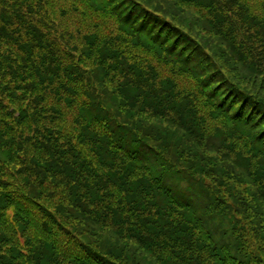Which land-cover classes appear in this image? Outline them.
I'll return each mask as SVG.
<instances>
[{"label":"trees","instance_id":"obj_1","mask_svg":"<svg viewBox=\"0 0 264 264\" xmlns=\"http://www.w3.org/2000/svg\"><path fill=\"white\" fill-rule=\"evenodd\" d=\"M26 1L0 0L1 40L28 72L19 158L39 187L62 188L63 218L36 216L37 191L0 177V264H264V99L237 74L263 82L264 69L223 34L226 19L203 20L220 40L202 41L158 0H90L108 28L85 35L83 59ZM241 6L264 42V0ZM24 25L29 45L13 35ZM131 49L151 59L141 67Z\"/></svg>","mask_w":264,"mask_h":264},{"label":"rangeland","instance_id":"obj_2","mask_svg":"<svg viewBox=\"0 0 264 264\" xmlns=\"http://www.w3.org/2000/svg\"><path fill=\"white\" fill-rule=\"evenodd\" d=\"M158 1L159 10L162 11L161 13L172 19V23L183 27L190 35L195 36L197 40L213 39L216 42L220 40L208 27H203L205 24L203 20L221 14L226 19L225 24L220 27V30L224 31L223 34L229 38L233 37L237 43H241L242 49L248 53L249 60L256 61L260 69H264V42L261 33L257 31L259 27L254 25L249 27L246 25L239 11H236L237 9L242 10L243 6L241 4L243 0H237V3L233 4H229V0H207L210 3L205 4H201L195 0ZM90 2V0H29V2L26 1L24 3L23 8L26 9L28 4L33 6L37 11L36 17L48 21L49 33L52 36H57L62 39L63 42H60L61 46L67 45L70 47L75 58H79L81 52V58L88 59L83 55L87 47L84 41L85 35L95 33L99 37H102L108 28L107 18H104L103 15L95 10ZM151 3L157 6L155 1L151 0ZM248 5L249 8L243 10L244 13L254 14L257 12L253 2L248 3ZM7 7L0 5V12L3 14L4 12H9ZM0 21H2L1 18ZM61 26L68 29V32L65 34L67 36H64V38L62 37ZM108 26L113 29L112 21H109ZM18 29L22 35L13 33L17 38L16 41L18 44L29 45L31 39L29 28L24 25L23 27H18ZM230 30H232L231 34H229ZM216 42H213L214 45ZM207 45L211 47L209 43ZM38 51L40 53L42 52L40 50ZM129 53L133 55L134 60H140L138 63L141 67L144 66L143 61L151 59L149 54H144L136 49H131ZM24 56V52H13L11 48L4 45L0 37V155H7L9 150L13 151L11 159L8 157L5 160L0 158V177H7L12 185H17L19 191L22 190L31 197V193H34L35 190L37 191L33 195L34 198H32L41 208L38 207L37 209V207L27 204L36 213V216L40 214L41 217H45L42 209L46 208L56 217L62 219L63 213L60 210L61 204L59 203L62 188L58 187L55 189L48 179L42 180V188L39 187L37 184L39 179L37 175L27 173L26 166H22L19 158L20 146H22L24 140L32 136V132L25 126V122L19 120V111L26 104L27 98L29 97V94L26 93L28 72L20 63ZM40 58L41 55L36 59V62L33 64L34 66L43 65ZM76 60L79 62V59ZM32 62L33 60L26 64H31ZM90 65L91 68H96V65ZM238 72H240L237 73L238 77L243 78L239 80L241 86L246 87L245 89L257 97L264 99V79L263 82L260 80L261 74L258 73L256 76L254 74L249 75L248 72L242 69L238 70ZM230 75H233V73ZM179 81L185 87L191 79L187 76H181ZM230 168L232 169V166ZM233 169L235 168L233 167ZM46 192H50L51 194L46 195ZM76 225L80 224L77 222ZM82 235L86 237L83 232ZM19 238L24 244L23 236Z\"/></svg>","mask_w":264,"mask_h":264}]
</instances>
